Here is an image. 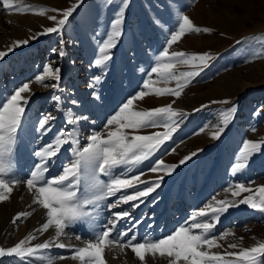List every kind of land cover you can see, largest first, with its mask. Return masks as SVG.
Here are the masks:
<instances>
[{
  "label": "rangeland",
  "instance_id": "obj_1",
  "mask_svg": "<svg viewBox=\"0 0 264 264\" xmlns=\"http://www.w3.org/2000/svg\"><path fill=\"white\" fill-rule=\"evenodd\" d=\"M24 3L66 9L76 4L77 0H24ZM118 6L119 0H114L110 7L107 6V0H83L60 35H38L45 27L55 26V22L47 17L58 15L57 13L39 15L31 11L6 12L0 4V51H6L16 40H29L28 45L15 48L0 61V101L22 82L32 81L31 88L35 95L32 96L26 112V131L19 147L15 172L16 178L26 181L29 171L37 162L32 155L33 150L52 140L61 128L72 127L65 123L67 109L70 108L76 115L88 117V120L75 126L82 132V146L87 142L85 138L93 131L106 134L104 125L107 119L131 95L139 91L148 79L150 69L163 49L164 32L171 26L163 24V21L172 20L175 23V19L183 12L197 26L212 29L210 33L188 34L170 50L209 52L214 57L179 99L168 95H150L142 101L134 102L136 110H148L165 106L175 100L173 107L187 113V116L165 149L142 165L121 167L117 172H126L129 176L142 173V179H154L158 173L148 171L153 160L163 158L166 163H178L185 155L202 149L198 155L180 165L171 176H165L161 187L138 208L131 209L130 202L109 210L106 205L113 203L119 194L107 198L102 203L97 218L101 224L108 223L112 212L121 210L131 211L136 220L142 221L136 224L135 220H123L117 225L119 231L132 228L129 236L135 234L139 241L145 235L156 238L171 234L176 228L184 225L193 212L206 208L208 204L215 206V201L229 199L238 203L244 196L251 194L243 193L240 197H233L231 191H228L232 185L244 183L246 187L253 189L264 185V154L255 155L241 173L232 174L230 171L242 142L245 139L257 140L264 137V114L254 115L256 110L264 105V54L256 55L264 53V42L249 40L237 44V41H244L253 35L264 34V0H130L126 13L125 35L113 50V61L106 78L95 89L99 97L97 99L93 96L89 83L94 75L99 74V70L90 67V64ZM58 18L61 17L58 15ZM161 18L163 30L160 25L154 23ZM33 36L38 38L33 40ZM61 39L67 53L64 57L52 52L53 48L61 47ZM49 62H53L54 66L59 65L62 70L63 93L56 94L63 95V110H57L56 103L51 98L52 89L34 81L35 75ZM192 70L195 69L185 65H180L177 69L178 72ZM152 78L158 80L155 75ZM154 86L175 87V81L159 82ZM72 99L77 100L78 104L72 105ZM224 99L238 101L239 111L221 137L213 139L211 133L218 123V114L230 105L211 102ZM202 105L207 107L201 109ZM46 113L56 116V120L53 131L41 136L35 128L38 119ZM253 127L256 128L255 132L251 131ZM201 128L204 129L203 132L200 131ZM127 131L132 132L131 129ZM156 131L164 129L148 128L135 134H150ZM172 148H175V152L170 151ZM69 162L70 152L62 150L55 166L50 168L49 175L60 174L61 165ZM101 179L107 180V177L101 176ZM22 184L13 188L8 201L0 202V246L3 247L14 246L29 234L36 235L32 244L43 243L54 237L52 228L44 233L36 232L46 222V210L41 207L34 211L39 213L38 217L33 219L34 222H31L30 215L22 222L17 221L15 225L12 223L17 213L21 210L26 212V209L19 206L21 201H17L15 193ZM26 188L27 193L29 190ZM31 194L33 196L34 193L30 192ZM30 195L27 198L30 197L28 199L33 201L34 198ZM66 231L67 237H61V240L65 244L81 247L83 243L77 241L75 236L80 235L82 240H85L89 238L91 230L87 224L77 222ZM224 231L235 235L220 239L219 243L223 248L212 251L231 250L228 245L234 242L242 243L244 247L253 246L264 241V214L247 205L230 208L221 216L215 229L217 235ZM241 237L242 242L239 239ZM46 254L65 257L58 259L56 264H81L71 258L73 253L67 248L54 247ZM105 260L107 264H142L130 248L121 250L119 246H114L111 251L106 250ZM0 264L32 262L7 257L0 259ZM144 264H169V260L158 257L153 261L152 258L146 257Z\"/></svg>",
  "mask_w": 264,
  "mask_h": 264
},
{
  "label": "snow or ice",
  "instance_id": "obj_2",
  "mask_svg": "<svg viewBox=\"0 0 264 264\" xmlns=\"http://www.w3.org/2000/svg\"><path fill=\"white\" fill-rule=\"evenodd\" d=\"M82 2L83 0H77V3L71 7L57 9L26 5L24 0H0L6 12L28 13L31 11L39 15L53 12L61 17L48 16L49 20L55 22V26L45 27L38 35H60ZM113 2L114 0H107V6L110 7ZM129 4L130 0H119V6L104 38L98 43L96 56L90 64V67L99 70V74L94 75L89 83V88L93 89L92 94L97 99L99 97L95 89L106 78L110 63L113 61V50L125 35L126 13ZM162 19H157L154 23L160 25L163 30ZM163 24L171 26L164 32L163 49L159 52L154 66L151 67L148 79L144 81L139 91L131 95L107 119L104 125L107 130L106 134L93 131L85 138L87 142L82 146V132L75 126L88 120V117L76 115L70 108L67 109L65 123L72 127L61 128L52 140L33 150L32 155L37 162L29 171L26 181L16 178L15 172L19 147L26 131L24 127L27 122L26 112L32 96L35 95L31 88L32 81L22 82L10 90L4 100L0 101V202L8 201L13 188L24 183L29 192H34L32 203L46 210V222L36 232L44 233L49 228L55 229V236L43 243L32 244L31 242L36 240V235L29 234L14 246H0V259L16 257L22 262L31 261L32 264H37V262L38 264H56L58 259L65 257L46 254L55 247L69 249L73 253L71 258L80 261L81 264H107L105 251H111L114 246H119L121 250L130 248L142 264L146 261V257L152 258L153 261L158 257L168 258L169 264H264V241L248 247L234 242L228 245V249L231 250L212 251V249L223 248L219 243L220 239L235 235L228 231L219 235L215 232L221 216L230 208L247 205L264 214V185L255 189L246 187L244 183L230 186L228 191H231L233 197H240L243 193L251 194L244 196L238 203L235 200L224 199L215 201V206L208 204L206 208L193 212L184 225L164 237L149 238L145 235L138 241L135 234L129 236L132 228L119 231L117 225L123 220H135L136 224L142 222L136 220L128 210L112 212L107 224H101L97 219L102 203L109 197H116L117 194L119 197L113 203L106 205L109 210L130 202L131 209L138 208L161 187L165 176H171L180 165L185 164L202 151V149L193 151L185 155L178 163H166L163 158L153 160L148 171L158 173L154 179L144 180L141 178L142 173L129 176L126 172H117V169L121 167L139 166L155 157L173 139V134L187 116V113L173 107L175 100L165 106L148 110H136L134 102L142 101L150 95H168L179 99L184 90L214 59L209 52L170 51L173 45L181 42L186 35L210 33L211 28L197 26L183 12L175 19V23L168 20L163 21ZM37 38L33 36L31 39ZM249 40L264 42V34L253 35L245 38L244 41H237V44ZM28 44V39L16 40L6 51H0V61H3L15 48ZM60 45L59 49L53 48L52 52L59 57H64L67 53L63 47V39L60 40ZM262 54L264 53L256 55ZM180 65L195 70L178 72ZM61 71L59 65L54 66L53 62H49L34 77L36 83L52 89L51 98L56 103L57 110H63L61 106L64 103L63 95L56 94L57 92L63 93ZM153 75L158 77V80H154ZM169 81H175V87L154 86L159 82ZM70 103L75 106L78 101L72 99ZM211 103L230 105L220 111L218 123L211 133L213 139H219L235 119L240 105L238 101L233 102L230 99ZM206 107L202 105L201 109ZM201 109H194V111ZM258 114H264V105L254 113V115ZM55 120L56 116L46 113L38 119L35 130L41 136L47 135L53 131ZM148 128H163L164 131L135 134ZM129 129L132 132L127 131ZM200 131L203 132L204 129L201 128ZM251 131L255 132L256 128L253 127ZM62 150L70 152L71 162L61 165L60 174L49 175L50 168L55 166V161ZM170 151L175 152V148ZM259 154H264V137L257 140L245 139L230 167L231 173L237 174L244 171L252 158ZM101 176L107 177V180L101 179ZM30 215L32 212H19L13 217L12 223L15 225L17 221L22 222ZM77 222L87 224L91 230L89 238L85 240H82L80 235L75 236L77 241L83 243L81 247L65 244L61 240V237H67L66 230ZM239 239L242 242L243 238Z\"/></svg>",
  "mask_w": 264,
  "mask_h": 264
},
{
  "label": "bare ground",
  "instance_id": "obj_3",
  "mask_svg": "<svg viewBox=\"0 0 264 264\" xmlns=\"http://www.w3.org/2000/svg\"><path fill=\"white\" fill-rule=\"evenodd\" d=\"M24 176V175H23ZM17 187V186H16ZM25 187H26V184H22V187H20V189H16L15 190V193H16V196H17V198H18V202H20L21 201V205L19 204V206H21V207H23V209H26V212H30V210L31 209H33V211H31V212H33L34 213V211L36 210V209H38L39 207H41V206H39V205H35V204H33L32 203V201L30 200V199H28V198H30V197H28L27 198V196H29L30 195V192L28 191L27 193H26V191H25ZM27 189V188H26ZM34 193V192H33ZM30 196H32V194L30 195ZM25 198H27V200H25ZM31 198H34V194H33V196L31 197ZM31 202V203H30ZM41 209H43L42 207H41ZM45 210V209H44ZM24 210H21V212H23ZM32 213V220H31V222H34L33 221V219H35L36 218V216L39 214H37V212H35L34 214ZM46 216V215H45ZM38 217V216H37ZM31 218V217H30ZM41 219V218H40ZM46 220V219H45ZM29 225H30V223H29ZM33 226H34V224H33ZM51 232H53V234H54V236H55V229L54 228H52L51 229ZM50 232V233H51ZM52 235V234H51ZM53 237V236H52Z\"/></svg>",
  "mask_w": 264,
  "mask_h": 264
}]
</instances>
